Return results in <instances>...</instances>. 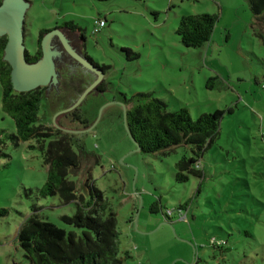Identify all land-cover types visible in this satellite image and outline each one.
Instances as JSON below:
<instances>
[{
  "label": "rangeland",
  "instance_id": "obj_1",
  "mask_svg": "<svg viewBox=\"0 0 264 264\" xmlns=\"http://www.w3.org/2000/svg\"><path fill=\"white\" fill-rule=\"evenodd\" d=\"M26 2L25 51L34 53L41 30L73 22L83 30L84 41L61 30L71 48L105 68V92H91L73 111L61 114L96 76L61 55L52 37L58 82L47 87L38 118L72 135L76 153L82 146L98 159H83L81 170L69 179L86 196L83 183L90 175L89 185L115 216L119 255L129 254L123 264H264V40L254 34L247 3ZM200 14L217 17L211 39L200 48H185L175 33L179 20ZM104 19L105 26L94 34L95 21ZM121 49L139 58L128 61ZM136 93H152L169 111L185 108L192 120L223 112L219 135L200 159L203 179L189 176L185 184L174 179L176 163L193 157L190 148L166 156L136 151L125 130L120 96L129 99ZM73 112L87 128L73 122ZM0 130L14 134L1 109ZM35 146L30 141L15 147L7 140L0 145V211L6 212L0 216V264H29L15 237L32 208L58 227H64L61 216L75 212L74 205L62 206L57 197L39 196L47 165L31 149ZM153 203L160 204L158 213H150ZM180 206L186 208V221L176 214Z\"/></svg>",
  "mask_w": 264,
  "mask_h": 264
},
{
  "label": "trees",
  "instance_id": "obj_2",
  "mask_svg": "<svg viewBox=\"0 0 264 264\" xmlns=\"http://www.w3.org/2000/svg\"><path fill=\"white\" fill-rule=\"evenodd\" d=\"M3 0H0V5ZM107 2L109 0H94ZM251 12L252 28L259 39L264 40V0H244ZM105 22V19L103 20ZM217 17L200 14L182 17L175 31L180 43L185 48L196 49L209 43L214 31ZM54 29L64 30L70 34H78L84 41L83 30L73 22L64 23ZM53 29V30H54ZM52 31V30H51ZM49 30H41L35 41L34 53L25 51L26 61L37 62L41 56V40ZM99 33V32H98ZM97 34V33H94ZM7 37L0 38V109L8 116L14 126V134H6L0 130V145L7 140L15 147L20 143L35 142L37 149L47 165L46 181L38 189L41 198L57 197L62 206L74 205L72 216H61L64 227L43 220L38 209L32 208L31 214L22 222L16 233L15 241L29 264H123L129 258L128 252L121 258L118 251L119 233L116 220L101 193L89 185L90 175L83 183L87 189L86 196L69 179L70 174L78 173L84 163L83 159L97 158L87 154L82 146L76 153L73 150V136L61 133L39 120L38 113L44 98L45 88L29 93H16L11 84V67L3 61ZM127 60H137L138 54L121 49ZM131 56L133 58H131ZM86 60L102 73L105 68L94 63L84 51ZM105 84L100 83L96 93H104ZM121 96L125 106L126 125L144 154H160L166 156L179 147L190 148L193 157H182L175 165L174 179L185 184L188 177L204 178L200 159L219 135V125L223 117L222 111L212 114H201L192 120L185 108L169 111L165 102L152 93H136L129 99ZM74 122L87 128L76 112L71 114ZM88 163V162H87ZM160 211V204L153 203L150 213ZM185 213V206H180L176 214ZM0 211V216L5 215ZM168 216V215H167ZM187 216V215H186Z\"/></svg>",
  "mask_w": 264,
  "mask_h": 264
},
{
  "label": "water",
  "instance_id": "obj_3",
  "mask_svg": "<svg viewBox=\"0 0 264 264\" xmlns=\"http://www.w3.org/2000/svg\"><path fill=\"white\" fill-rule=\"evenodd\" d=\"M25 2L26 0H3L0 5V38L7 37L3 61L11 67L12 88L16 93H29L57 84L58 75L55 72L53 58L58 56V53L49 49V41L55 36L63 51L72 60L96 76L95 80L82 92L75 103L61 112V114L69 113L77 108L89 93L96 90L103 79V73L76 53L59 29H54L44 35L41 40V58L33 64L28 63L25 58L23 25L25 11L28 9L29 3ZM122 106L127 136L135 146L136 151L139 152V146L135 143L126 125V109L123 104Z\"/></svg>",
  "mask_w": 264,
  "mask_h": 264
},
{
  "label": "built area",
  "instance_id": "obj_4",
  "mask_svg": "<svg viewBox=\"0 0 264 264\" xmlns=\"http://www.w3.org/2000/svg\"><path fill=\"white\" fill-rule=\"evenodd\" d=\"M94 33H98L100 29H102L105 26V22L103 20H97L94 23ZM171 212H168V214ZM178 217L180 220H185L186 221V214L185 213H179Z\"/></svg>",
  "mask_w": 264,
  "mask_h": 264
},
{
  "label": "flooded vegetation",
  "instance_id": "obj_5",
  "mask_svg": "<svg viewBox=\"0 0 264 264\" xmlns=\"http://www.w3.org/2000/svg\"><path fill=\"white\" fill-rule=\"evenodd\" d=\"M81 42H83V41H81ZM62 48V47H61ZM84 50V49H83ZM62 51V53H61V55H65V56H67L69 59H71L64 51H63V49L61 50ZM84 52V51H83ZM80 54V53H79ZM81 56L83 57V58H85L84 57V53L82 54L81 53ZM60 58H61V56H60ZM59 58V59H60ZM86 59V58H85ZM72 60V59H71ZM75 64H78V63H76L74 60H72ZM48 88L47 87H45V91L47 90ZM45 95V94H44ZM74 122V121H73Z\"/></svg>",
  "mask_w": 264,
  "mask_h": 264
}]
</instances>
